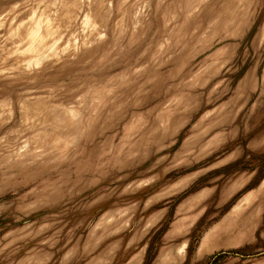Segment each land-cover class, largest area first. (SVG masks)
I'll return each instance as SVG.
<instances>
[{
  "label": "rangeland",
  "instance_id": "obj_1",
  "mask_svg": "<svg viewBox=\"0 0 264 264\" xmlns=\"http://www.w3.org/2000/svg\"><path fill=\"white\" fill-rule=\"evenodd\" d=\"M0 264H264V0H0Z\"/></svg>",
  "mask_w": 264,
  "mask_h": 264
},
{
  "label": "crops",
  "instance_id": "obj_2",
  "mask_svg": "<svg viewBox=\"0 0 264 264\" xmlns=\"http://www.w3.org/2000/svg\"><path fill=\"white\" fill-rule=\"evenodd\" d=\"M210 233L211 232H207V234H205V236L203 237V239H202V242H201V244L199 245V252H204V251H206V250H210L211 249V246L209 247V249H203V248H201L202 247V243H203V241L205 240V238H207V237H210Z\"/></svg>",
  "mask_w": 264,
  "mask_h": 264
},
{
  "label": "bare ground",
  "instance_id": "obj_3",
  "mask_svg": "<svg viewBox=\"0 0 264 264\" xmlns=\"http://www.w3.org/2000/svg\"><path fill=\"white\" fill-rule=\"evenodd\" d=\"M38 28H40V27H38ZM209 238L210 237L205 238V240L202 243V247L201 248H203V249H209V247H210Z\"/></svg>",
  "mask_w": 264,
  "mask_h": 264
}]
</instances>
